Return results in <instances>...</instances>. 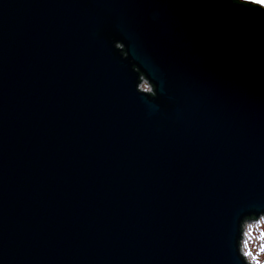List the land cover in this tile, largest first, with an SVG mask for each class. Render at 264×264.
<instances>
[{"label": "water", "instance_id": "water-1", "mask_svg": "<svg viewBox=\"0 0 264 264\" xmlns=\"http://www.w3.org/2000/svg\"><path fill=\"white\" fill-rule=\"evenodd\" d=\"M261 216L263 6L0 0V264H249Z\"/></svg>", "mask_w": 264, "mask_h": 264}, {"label": "rangeland", "instance_id": "rangeland-1", "mask_svg": "<svg viewBox=\"0 0 264 264\" xmlns=\"http://www.w3.org/2000/svg\"><path fill=\"white\" fill-rule=\"evenodd\" d=\"M264 7V0H246ZM240 252L249 264H264V216L243 226Z\"/></svg>", "mask_w": 264, "mask_h": 264}, {"label": "built area", "instance_id": "built-area-1", "mask_svg": "<svg viewBox=\"0 0 264 264\" xmlns=\"http://www.w3.org/2000/svg\"><path fill=\"white\" fill-rule=\"evenodd\" d=\"M138 88L139 90L144 91V92H149V93L152 92L151 87L146 83L144 79H142L141 84L138 86Z\"/></svg>", "mask_w": 264, "mask_h": 264}, {"label": "trees", "instance_id": "trees-1", "mask_svg": "<svg viewBox=\"0 0 264 264\" xmlns=\"http://www.w3.org/2000/svg\"><path fill=\"white\" fill-rule=\"evenodd\" d=\"M236 1H238V0H233V2H236ZM242 3L245 4V5H248L247 2H242ZM251 220H253V217H251V218L249 219V221H251ZM245 221H248V220H245Z\"/></svg>", "mask_w": 264, "mask_h": 264}]
</instances>
